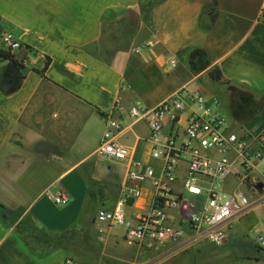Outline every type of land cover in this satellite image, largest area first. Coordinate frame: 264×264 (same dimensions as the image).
<instances>
[{
  "label": "crops",
  "instance_id": "crops-1",
  "mask_svg": "<svg viewBox=\"0 0 264 264\" xmlns=\"http://www.w3.org/2000/svg\"><path fill=\"white\" fill-rule=\"evenodd\" d=\"M143 1L0 0V50L9 51L2 38L12 35L22 45L12 53L25 65L12 75L18 89L0 91V264H64L69 257L78 264H264L256 242L264 232L258 219L264 155L249 157L247 167L231 157L225 191L247 196L251 206L232 220L215 250L198 247L201 241L180 261L171 244H130L125 228L116 232L97 220L128 184L131 162L161 177L164 160L152 156L147 124L130 117L138 102L155 107L183 89L202 93L219 102L230 132L248 140L251 156L261 150L264 0H164L150 14ZM134 23L139 30L126 42ZM193 50L204 58L198 73L186 61ZM48 58L43 77L38 71ZM6 69L0 60V80ZM118 100L119 141L131 149L125 162L96 157L105 118ZM189 114L181 115L179 134ZM186 169L181 163L171 184L177 192ZM61 192L70 197L67 206L54 201ZM154 198L148 180L127 207L128 217L150 212Z\"/></svg>",
  "mask_w": 264,
  "mask_h": 264
},
{
  "label": "built area",
  "instance_id": "built-area-1",
  "mask_svg": "<svg viewBox=\"0 0 264 264\" xmlns=\"http://www.w3.org/2000/svg\"><path fill=\"white\" fill-rule=\"evenodd\" d=\"M2 41L10 52L22 47L10 34H5ZM142 49L139 47L135 51L140 53ZM186 112H190L189 118L179 134L181 115ZM130 117L134 122L147 124L152 156L164 160L161 177H156L154 168L131 162L128 184L115 206L101 209L97 220L112 228H125L130 244L149 242L187 249L207 240L221 246L226 239V228L232 220L245 215L251 206L247 196L225 191L235 162L231 157L235 155L236 162L245 167L250 164L249 157L259 160L264 155V135L258 137L261 150L251 156L248 140L230 132L219 102L209 101L202 93L186 89L155 107L138 102L130 109ZM105 121L96 156L110 161L129 160L131 149L119 141L124 126L121 101L116 102ZM168 125L169 130H166ZM181 163H185L187 169L183 191L177 192L171 184L178 178ZM148 180H153L155 189L152 209L132 220L127 215V207L141 196L142 186ZM54 201L58 206H67L70 197L61 192L54 196ZM172 220L180 225H173ZM256 242L264 250V232L257 235ZM64 264L78 263L69 257Z\"/></svg>",
  "mask_w": 264,
  "mask_h": 264
},
{
  "label": "trees",
  "instance_id": "trees-1",
  "mask_svg": "<svg viewBox=\"0 0 264 264\" xmlns=\"http://www.w3.org/2000/svg\"><path fill=\"white\" fill-rule=\"evenodd\" d=\"M160 1H164V0H144L143 1V9H149V13L151 12V10L159 4ZM188 49L187 50H182L179 54L183 55L188 53ZM202 56L200 51H192L189 54L188 59H186V61L189 64V67L191 69L194 70L195 73H198V71H200V68H196L197 67V62L200 61L202 62ZM0 59L1 61L4 62H8V66H9V71L8 69H6V71L3 74V77L0 80V91L4 94V95H9L11 93H13L14 91H16L19 87V82H14L13 80V76L12 75H18L19 73L23 72V70L25 69V65L22 62H19L18 60H16L15 56L13 55L12 52L8 51H2L0 50ZM50 63V59L48 58L45 67L42 71H38V73L40 75H42L43 77H45V71L47 69V67L49 66ZM14 73V74H13ZM23 79V76L21 75L20 80ZM19 80V81H20ZM103 117L105 116L104 114H101Z\"/></svg>",
  "mask_w": 264,
  "mask_h": 264
},
{
  "label": "rangeland",
  "instance_id": "rangeland-1",
  "mask_svg": "<svg viewBox=\"0 0 264 264\" xmlns=\"http://www.w3.org/2000/svg\"><path fill=\"white\" fill-rule=\"evenodd\" d=\"M147 20H148V16L146 17V16H144ZM133 28H130V29H127L126 30V34H125V39H126V42H132V40L134 39V37H135V34L138 32V27L136 26V23H134L133 24ZM143 33H145L144 31H143ZM200 57H202V56H200ZM202 59H204L203 57H202ZM201 59V60H202ZM203 62V61H202ZM202 62H200V61H198L197 62V67L198 68H203V63ZM206 97V96H205ZM207 99H210V97L208 96V97H206ZM97 157V156H96ZM95 157V158H96ZM98 158V157H97ZM258 219L260 220V226L262 225H264V215H263V213L262 212H260V211H258ZM113 230L114 231H116V232H119V231H122L123 230V227H113ZM253 236V232H251V237ZM203 241H206V242H203V243H200L199 245H198V247L199 246H206V248H208V249H210V250H215L216 248H217V246H215V245H213L212 243H210V242H208L207 240H203ZM195 248H197V247H195ZM195 248L194 247H191V248H187V249H175L174 248V250H173V254H174V256L176 257V258H178V260H180V261H183V260H185V259H187V258H189V254H192L193 252H194V250H195Z\"/></svg>",
  "mask_w": 264,
  "mask_h": 264
}]
</instances>
